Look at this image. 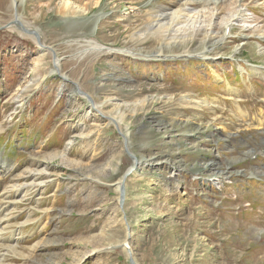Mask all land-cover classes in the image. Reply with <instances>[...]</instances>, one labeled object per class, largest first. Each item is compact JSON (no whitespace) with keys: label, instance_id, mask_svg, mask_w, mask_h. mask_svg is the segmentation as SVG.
<instances>
[{"label":"rangeland","instance_id":"1","mask_svg":"<svg viewBox=\"0 0 264 264\" xmlns=\"http://www.w3.org/2000/svg\"><path fill=\"white\" fill-rule=\"evenodd\" d=\"M64 1L0 0V160L16 166L0 179V204L32 160L39 165L83 132L69 151L79 167L53 162L59 178L20 204L15 223H29L18 247L41 242L27 263L131 264L125 212L137 264H264V125H255L264 121V37L249 30L257 24L226 25L223 10L209 36L140 41L149 12L204 5L70 0L86 11L64 12ZM247 5V17L255 11L263 22L264 0ZM17 9L52 51L10 26ZM108 97L147 106L132 116ZM93 102L118 129L91 115ZM125 176L122 212L117 182Z\"/></svg>","mask_w":264,"mask_h":264},{"label":"bare ground","instance_id":"2","mask_svg":"<svg viewBox=\"0 0 264 264\" xmlns=\"http://www.w3.org/2000/svg\"><path fill=\"white\" fill-rule=\"evenodd\" d=\"M80 1L82 3V0H80ZM97 2H98V0H97ZM195 3H199L200 5L203 4L204 6H203V8L201 6V9L193 8L192 10L190 9L192 7L188 8V9L187 8H185V9L179 8L177 10H173L172 8L163 7L162 9L159 8L157 10L156 14H154V12H156V11H151V13L149 12V15H148L149 21L147 20L149 23L145 26L146 31L145 32L143 31L144 33H141V34H140V32L137 33L140 41H144V40H147L148 38H150L151 33H153V36L154 35L156 36L157 40L166 39L167 35L170 32H172L174 34L173 38H175V39L178 38V37H175V34H177L179 32L186 33L189 36L191 35L190 36L191 38L193 37L194 33L197 34V32H200V34L202 32V34H204L205 36H209L210 34H213V32H214L213 21H215L216 20L215 18L218 17L219 11H223V10H227V13H228L227 16L229 17V18L224 17V19L228 20L226 25H228L230 22H232L234 24H236V23L248 24L249 23L250 25L256 23L257 25L255 27H249V30H254L253 33L259 34V36H258L259 38L264 37V19H263V22L258 23V21L261 20L262 18L258 17L257 13L255 11H254L253 17L251 19H249L247 17V10H248L247 0H217V1H212V0H199V1H197L196 0V2H194V4ZM80 4L77 1L66 0L61 4L63 6L61 9H63L64 12L73 11V10H82L85 12L86 7L88 6L87 5L88 3L87 4L84 3L85 5H87L86 7H83ZM57 6H59V5H57ZM220 19L223 20V17H221ZM10 22H11L10 26H14L13 29H15L16 26L19 27L18 31L20 33H24L22 30H25L28 33H30L31 35H26L28 33L23 34V36H25L27 38L30 37L32 39L37 40L36 35H39L41 37L39 31L32 29L31 28L32 26L29 25V23L23 19V16L18 12V9H17V11H15ZM33 33H35V34H33ZM173 34H170V35H173ZM170 35H168V37ZM226 37H227V34H226ZM183 43H186V41L183 40ZM90 44L93 45L91 48H93L94 52H101V50H102L101 46L95 45L94 43H92V41ZM39 46H40L41 53L45 54L47 51H52L51 48L48 50V47H46L45 45H44L45 47L43 45H39ZM204 53H205V51H204ZM237 53L238 52H235L236 55H237ZM186 56H187V54H186ZM201 57L205 59V58H207V55H202ZM263 62H264V60H263ZM56 63H58L57 60H56ZM55 66H56V64H55ZM247 66H249V68L251 70H254L257 68L251 64L247 65ZM240 69L244 71V75H246V74L248 75V72L246 71L247 69L245 70L244 67H241ZM258 69H259V67H258ZM260 70H263V69L261 68ZM241 73H242V71H241ZM252 75L259 77V75H256L255 72L252 73ZM262 77L264 78V75H262ZM28 85L21 86L17 91L20 93V90L23 87L25 89L28 88ZM229 88H230V86H229ZM78 89H79V87H78ZM26 90H28V89H26ZM79 91H81V88L79 89ZM107 100L111 104L117 106L118 108H122L123 106H125L123 108H126V110L130 111V112H128V114H132V116H135L137 112H141V111L145 110V108L147 106L146 99L140 100L138 102V104H133L132 106H127L128 105L127 103L121 102L117 98H112V97L109 98L108 97ZM205 102L207 103V101H205ZM209 103L211 105H213L214 107H217V105H216L217 102L213 101V102H209ZM209 103H207V106L209 105ZM106 104L108 105V103H106ZM88 111L91 112V115H93V112L96 113L95 119L98 122L102 121L104 119L106 121L108 120L110 122V120L112 121L115 118V117L114 118L109 117L107 114H105L101 110H99L97 105L94 102L90 106V109ZM113 112L120 113V111H117V110H113ZM128 114L123 113L122 119L124 117H126ZM245 116L247 117V115H245ZM104 117H106L107 119ZM215 119L216 118H214L213 121ZM247 122H248V119H247ZM207 123H210V122H207ZM117 125H118V122H117ZM255 125H256V128L259 130L264 125V121L261 119H257L255 121ZM223 129H226V128H223ZM1 130L2 129L0 127V131ZM85 132H86V130H85ZM81 133H83V132H81ZM80 134L75 135V136L73 135L72 139H70V143L66 144V147L63 151L54 152V153H51L49 155L45 154L46 156H44V158H46V159L43 161H40L39 165L36 164L37 162L35 160H32V165H36V167L35 168H27L24 171H22L16 178H14L15 184L8 187L4 191L5 192V196L3 198L4 204H2V205L0 204V264H12L13 260L9 259L12 256L17 257V258H22L24 260V263L28 264L27 262L33 257V254L36 251V249H38L40 247L41 242L37 243L34 247H32V246L28 247L26 250L20 249L18 247L24 238L21 236L22 227L26 226V224L29 223V220L26 223H23L20 225H17L15 223V221H17V217H18L17 214L19 213V210H20V204H24L23 201L28 200L30 198L32 191H34V193H35V192H39V191L43 190L48 184V178H51V180H53L55 177L59 178V176L57 174H54L52 172L53 171L52 166L54 164L53 162H59V164L61 166L64 165V166H66L68 168H72V169L79 167L80 163L78 161L71 160V158L69 157V151L71 150L72 146L74 145L76 138L78 136H80ZM83 137H84V135H83ZM56 158H58L60 160L58 161V160H56ZM0 165L2 168L6 167V164L4 161H2ZM133 170H134V168H131L129 170V172L133 173L134 172ZM55 171H56V169H55ZM10 172H11V170H9L7 172V175H9ZM127 180L128 179H126V181ZM21 181L23 183H21ZM126 181H125V186H126ZM122 184H123V180L117 182V190L118 191H121ZM154 185L157 186L158 184L156 182H153L151 184V186H154ZM1 195H3V193H0V196ZM33 197H35V196H33ZM125 197H126V195H125ZM167 208L168 209H166V211L173 212L172 206H167ZM37 210H38V208H37ZM110 221L111 220H109V223H108L106 229L111 226ZM243 234H244V232H243ZM129 239L130 238H128L126 240V242H124L122 244V246L126 247V245L129 244V241H128ZM127 247H129V248H127ZM127 247H126L127 248L126 252L131 251L130 245H128Z\"/></svg>","mask_w":264,"mask_h":264},{"label":"water","instance_id":"3","mask_svg":"<svg viewBox=\"0 0 264 264\" xmlns=\"http://www.w3.org/2000/svg\"><path fill=\"white\" fill-rule=\"evenodd\" d=\"M33 34H35V33H33ZM36 36H37V42H38V44L39 45H42L41 42H40L41 40L39 38V35H36ZM90 101H91V98H90ZM112 122H114V124L116 125V127L118 129L117 122L115 120H112ZM133 158L135 160V167H136L137 166V164H136L137 163V158L136 157H133ZM126 179H127V176L124 177L123 184L121 186L120 201H119L122 212H123V210L125 208V200L124 199H125V194H126V188H125V181H126ZM123 214H124V220L126 222V226H127V229H128L127 236H129V238H130L128 240L129 241V244L126 245V247H127L128 245H131V242H132V237L130 236V234H131V227H130V225L128 223V219H127V216H126L125 212H123ZM127 248H129V247H127ZM128 255H129V260H130L131 264H137L136 261H135V259H134V257H133V252L132 251H129Z\"/></svg>","mask_w":264,"mask_h":264}]
</instances>
